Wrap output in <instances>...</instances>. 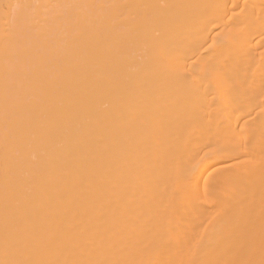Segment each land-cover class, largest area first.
<instances>
[{
  "label": "bare ground",
  "instance_id": "obj_1",
  "mask_svg": "<svg viewBox=\"0 0 264 264\" xmlns=\"http://www.w3.org/2000/svg\"><path fill=\"white\" fill-rule=\"evenodd\" d=\"M0 264H264V0H0Z\"/></svg>",
  "mask_w": 264,
  "mask_h": 264
}]
</instances>
